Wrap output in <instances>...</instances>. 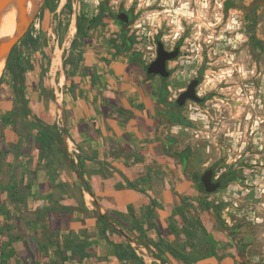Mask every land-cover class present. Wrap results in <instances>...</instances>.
Returning <instances> with one entry per match:
<instances>
[{
    "label": "crops",
    "instance_id": "obj_1",
    "mask_svg": "<svg viewBox=\"0 0 264 264\" xmlns=\"http://www.w3.org/2000/svg\"><path fill=\"white\" fill-rule=\"evenodd\" d=\"M101 40L62 65L55 96L45 54L21 53L24 119L13 114L20 95L2 68L0 264H249L215 194L188 175L163 78ZM21 120L64 132L50 142ZM118 244L136 256H121Z\"/></svg>",
    "mask_w": 264,
    "mask_h": 264
},
{
    "label": "rangeland",
    "instance_id": "obj_2",
    "mask_svg": "<svg viewBox=\"0 0 264 264\" xmlns=\"http://www.w3.org/2000/svg\"><path fill=\"white\" fill-rule=\"evenodd\" d=\"M166 1L172 8L173 0ZM236 1L231 6L226 0H182L173 11L150 12L147 35L136 34L133 50L120 51L138 53L147 65L158 30L168 47L181 39L183 56L178 64L171 62L173 72L162 82L173 104L203 70L198 91L210 99L204 104L188 101L181 118L189 125H175L176 146L184 154L189 149L184 165L190 178L209 167L217 175L230 176L225 187L212 193L215 203L244 246L249 264H264V8L253 0ZM108 8L109 0H40L29 8L31 20L23 36L28 38L15 45L21 53L41 49L49 60L53 92L62 65L77 63L88 43L102 38L104 44L115 42ZM251 9L255 12L249 15ZM80 20L95 22L80 30ZM7 60L0 62L2 68Z\"/></svg>",
    "mask_w": 264,
    "mask_h": 264
},
{
    "label": "flooded vegetation",
    "instance_id": "obj_3",
    "mask_svg": "<svg viewBox=\"0 0 264 264\" xmlns=\"http://www.w3.org/2000/svg\"><path fill=\"white\" fill-rule=\"evenodd\" d=\"M181 1L182 0H173V4H172L173 7L168 8L167 6H169V3H167L166 0H109L108 16H109L111 25L116 30V34H114V37H115L116 50H118L117 53H120L119 51L120 49L121 50L123 49L122 48L123 46H126L125 47L126 50L129 49L130 47H131V50H133L132 46L134 44V40L137 38L136 34H143L144 30L145 29L148 30V28L151 25L149 21L145 20L146 18L150 16V12L163 13L166 11H171V10L173 11L175 10V8H180L178 5L181 3ZM195 2L196 0H189L190 4L191 3L195 4ZM226 4L234 6L235 4H237V1L236 0H226ZM254 12L255 11L251 9L249 12V15H252ZM137 28H142V29H137ZM145 35H147V33ZM153 40L156 46L154 47L155 51H154V54L152 55L151 61H153L158 55V43L160 41L163 42L165 49L168 51H174L176 48H179L178 55L174 59L168 60L167 62V67L172 74L173 69L171 68V62H176V64H178L180 62L179 61L180 58L183 56L182 40L178 39L172 47H168L167 46L168 43H166L165 34L162 33V30H158L156 34H154ZM128 53H130V57L138 58L137 56L138 53L133 52V51H129ZM149 63L147 64V66L149 65ZM202 77H203V70L200 69L197 72V75L194 78H191L186 84V86H184L181 89L180 93L186 90L190 82L195 79V80H198V85L196 86V92L198 95L201 96V93L198 91V88L203 82ZM201 97H204L205 101L199 104H204L210 99L209 95H205ZM188 101L195 102L193 100H188ZM174 106L177 110V115L181 117L182 111L184 110L185 106L182 108L178 107L177 104H175ZM212 168L214 169V172H215L213 180L215 182L220 181L221 188L224 187V185H226V183L228 182V179L230 178V176L227 175L226 177H224L222 175H217L215 168L214 167ZM203 173L198 174L199 175L198 181L194 180L195 174L193 175V178H192L201 189L202 188L204 189L203 183L201 182V179H200Z\"/></svg>",
    "mask_w": 264,
    "mask_h": 264
},
{
    "label": "water",
    "instance_id": "obj_4",
    "mask_svg": "<svg viewBox=\"0 0 264 264\" xmlns=\"http://www.w3.org/2000/svg\"><path fill=\"white\" fill-rule=\"evenodd\" d=\"M29 3L30 0H0V32L4 18L10 7H15L18 17L16 19V30L12 37L1 39L0 38V62L8 59L14 45L25 35L30 24V14H29ZM38 4V3H37ZM36 4V6H37ZM35 6V7H36ZM34 7V8H35ZM179 53V48L174 51H168L165 49L162 41L158 43V55L157 57L149 63L146 68L148 75H159L163 78H168L171 75L170 70L167 67L168 60L174 59ZM6 64V63H5ZM198 85V80H192L186 90L179 94L176 99L175 104L182 108L186 105L188 100H193L197 103H203L205 101L204 97H201L196 92V86ZM215 175L214 169L212 167L208 168L201 176V182L203 183L204 189L207 193L217 192L221 188V182H215L213 180ZM199 175H194V180L198 181Z\"/></svg>",
    "mask_w": 264,
    "mask_h": 264
},
{
    "label": "trees",
    "instance_id": "obj_5",
    "mask_svg": "<svg viewBox=\"0 0 264 264\" xmlns=\"http://www.w3.org/2000/svg\"><path fill=\"white\" fill-rule=\"evenodd\" d=\"M46 7H44L45 9ZM93 22H95L94 20H88L87 23L84 21L80 20V23H78L79 29L82 30L83 26L86 27H91V25L93 24ZM27 36V35H26ZM23 37L28 38V37ZM19 45H15V47L12 49L9 58L7 60L6 63V70H8V72L10 73V75L13 77L14 79V86L16 88V90L18 91L19 95H20V107L16 110V112H14L13 114L16 117H21L24 119V117L27 116L29 110H28V105L27 102L24 98V91H23V86L25 85V65L23 64V58H21V51L18 48ZM2 78L0 79V83H1ZM161 99L162 101L166 102L168 100V95H167V89L165 87L161 88ZM16 120L15 118H13V121ZM175 121L180 123V124H184V125H189V123L187 121H185L184 119H182L180 116H175ZM43 122V121H41ZM26 123L21 120L20 125L21 128L24 129V127H27L28 129H30V127H38L40 130H42L45 134V136L48 138V140L50 142L57 140L58 138L61 137L62 133L64 132L63 127H60L58 124L55 125L56 127V132H52L50 130H48L46 125H42V123H38V124H29L27 123V125H25ZM27 129V130H28ZM1 155V152H0ZM182 161L183 163H186L185 159H187L189 157V149H186L185 154L184 152H182ZM71 163L73 164V161L70 160ZM230 179H228L229 181ZM225 187V185H224ZM203 191H205L202 188ZM220 190V189H219ZM218 190V191H219ZM216 210H221L219 205H215ZM131 247H125L122 244H118L117 245V251L121 256H131V257H135L136 254L131 250ZM175 254L178 255L181 259L188 261L189 260V256L185 251L182 250H177L175 251Z\"/></svg>",
    "mask_w": 264,
    "mask_h": 264
},
{
    "label": "bare ground",
    "instance_id": "obj_6",
    "mask_svg": "<svg viewBox=\"0 0 264 264\" xmlns=\"http://www.w3.org/2000/svg\"><path fill=\"white\" fill-rule=\"evenodd\" d=\"M38 1H40V0H30L29 8L35 7L36 4L38 3ZM16 13L17 12H16L15 7H10L8 9L7 14H6L4 21H3V24H2L1 32H0V38L1 39H5V38H7V37H9L15 33L16 19H17ZM56 59H57V57H56ZM1 71H2V65L0 66V74H1Z\"/></svg>",
    "mask_w": 264,
    "mask_h": 264
},
{
    "label": "built area",
    "instance_id": "obj_7",
    "mask_svg": "<svg viewBox=\"0 0 264 264\" xmlns=\"http://www.w3.org/2000/svg\"><path fill=\"white\" fill-rule=\"evenodd\" d=\"M40 23L37 21L35 22V27H39Z\"/></svg>",
    "mask_w": 264,
    "mask_h": 264
}]
</instances>
